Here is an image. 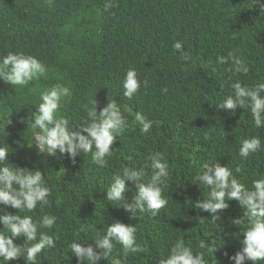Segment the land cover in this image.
Listing matches in <instances>:
<instances>
[{"label":"trees","instance_id":"16d2710c","mask_svg":"<svg viewBox=\"0 0 264 264\" xmlns=\"http://www.w3.org/2000/svg\"><path fill=\"white\" fill-rule=\"evenodd\" d=\"M71 1L76 8L65 14H51L54 7H48L44 25L26 18L23 32L16 36H8L0 24V58L8 52H23L46 67L44 77L23 88L0 81V120L9 116L11 120L5 130L0 128V143L5 141L9 147L8 158L15 166L41 172L48 163L49 157H42L25 141L31 130L23 120L36 111L40 92L58 83L70 89L71 96L61 100L57 111L58 116L69 119L70 126L88 120L93 99L97 114L115 100L132 127L114 142L108 165L99 168L86 155L75 163L50 157L64 165L67 177L60 188L49 186V206L43 213L57 217L54 228L61 226L64 218L81 227L85 214L95 205L99 223L105 227L121 212L105 199L113 175L125 164H135L139 170L149 163L146 158L151 151H160L169 165L170 178L163 190L168 205L156 217L139 213L132 217L122 208L124 217L137 228V243L145 249L137 254L140 261L134 264H155L177 239L191 246L194 254L201 251V240L208 244L214 241L218 248L213 257L205 256L207 264H234L228 257L241 249L239 241L246 226L232 225L231 220L244 209L234 205L237 201H229L220 219L212 222L208 213L185 201L190 198L194 204L206 196L207 189L191 184L203 163L228 166L248 187L258 174H264V127L257 129L245 109L238 108L233 114L216 107L232 94L231 84L251 87L264 82V13H259L253 0H115L117 6L108 11L104 10L105 0ZM83 2L91 4L94 15L87 6H80ZM21 4L17 7L22 13L43 6L42 2L32 7L26 3V8ZM176 41L182 43L187 60L173 49ZM229 52L245 61L249 68L246 75H234L230 64L216 62L218 56ZM97 54L102 67L95 68ZM130 67L148 83L127 100L122 96L121 82ZM163 88L167 93L161 91ZM136 111L153 122L149 133L142 134L133 123ZM253 135L261 138V150L242 160L238 155L241 141ZM237 167L239 173L235 172ZM45 179L47 183L50 180ZM126 186L130 191L124 196L130 200L137 189L132 182ZM96 221L97 216L88 223L96 225ZM54 228L49 230L51 234ZM86 241L82 235V242ZM55 249L58 255H71L64 243H56ZM14 264L24 261L17 259ZM38 264H46L45 259Z\"/></svg>","mask_w":264,"mask_h":264},{"label":"clouds","instance_id":"9594fccd","mask_svg":"<svg viewBox=\"0 0 264 264\" xmlns=\"http://www.w3.org/2000/svg\"><path fill=\"white\" fill-rule=\"evenodd\" d=\"M40 2L43 3L42 8L31 13H22L17 7L18 3L26 8V3L32 7ZM90 5L83 2L80 6H87L94 15ZM253 5H258L260 14L264 13V0H253ZM116 6L115 0H105L104 10ZM48 7H54L51 14H65L68 9L71 12L76 8V4L71 0H0V24L6 28L8 36H16L23 32L28 17L44 25L43 14ZM172 47L184 60L189 58L180 41H176ZM216 62L221 65L230 64L229 70L234 75H246L249 72L245 61L233 52L227 56H218ZM93 65L95 68L102 67L98 54ZM45 73L46 67L40 60L23 52H8L0 58V81L13 88L26 87L32 81L44 77ZM147 83V80L141 81L137 71L130 67L121 82L122 96L132 100L141 86L146 87ZM231 89L232 94L216 107L233 114L238 108L245 109L257 129L264 127V82L251 87L236 82L231 84ZM161 91L167 93L168 89L163 88ZM70 96L67 86L59 83L53 85L40 92V103L36 111L23 120L31 130L25 135L26 146L34 148L42 157H49L43 172L15 166L17 164L8 158L9 147L5 141L0 143V264H14L17 259L23 260L24 264H38L42 259H45L46 264H134L140 261L137 254L145 249L137 243V228L124 217L122 208L130 212L132 217L138 213L156 217L169 203V198L163 194L170 178L168 162L162 152L151 151L146 158L149 163L140 166L139 170L135 164H125L113 175L105 191L106 201L121 210L113 221L101 227L99 214H95L96 206L93 205L85 214L84 225L81 227L64 218V223L54 228L57 217L43 213V209L49 206L50 187L60 188L67 177V171L61 162H53L50 157L75 163L79 156L86 155L94 165L104 168L108 165V158L114 154V142L132 127L115 100L108 102L97 114L94 99L90 102L88 120L74 122L70 126L68 118L57 115L61 100ZM127 110L131 112V109ZM132 114L133 123L140 132L149 133L153 122L139 111ZM9 117L0 120V128L5 130L11 123ZM196 124L197 121L192 126ZM261 147V138L253 135L241 141L238 155L246 161L258 153ZM235 172L239 173L240 168L237 167ZM258 175L259 178L253 179L248 187L236 178L228 166L203 163L191 184L207 189L206 196L197 199L194 204L190 198L185 201L186 205L208 213L212 222L220 219V215L228 209L229 201H237L234 205L241 211L244 209L242 215L231 220L232 225L246 226L242 234L244 238L239 241L241 249L228 257L234 264H245V261L251 264L264 262V174ZM45 177L50 179L48 183ZM126 182H132L137 189L130 200L124 196L130 191ZM38 209L41 213L36 211ZM96 216V225H89L88 220ZM53 228L54 233L51 234L49 230ZM88 231H92V235L86 234ZM82 235L88 240L85 243L82 242ZM56 243L66 244L71 255H58ZM199 248L201 251L194 254L191 246L186 245L183 239H177L168 254L155 264H207L205 256L213 257L218 247L214 241L208 244L201 240Z\"/></svg>","mask_w":264,"mask_h":264}]
</instances>
